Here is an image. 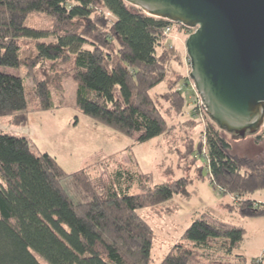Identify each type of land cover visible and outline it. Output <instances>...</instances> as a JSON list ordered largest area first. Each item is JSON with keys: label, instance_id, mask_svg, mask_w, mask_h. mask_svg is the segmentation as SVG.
I'll return each mask as SVG.
<instances>
[{"label": "trees", "instance_id": "1", "mask_svg": "<svg viewBox=\"0 0 264 264\" xmlns=\"http://www.w3.org/2000/svg\"><path fill=\"white\" fill-rule=\"evenodd\" d=\"M99 5L113 21L98 17ZM32 11L53 16L61 27L26 25ZM169 24L126 0H0V66L22 64L21 38L36 40L39 59L73 55L77 106L97 122L144 142L167 129L153 88L165 81L163 94L173 98L177 111L186 102L178 79L171 77L169 48L158 53ZM50 35L55 40H42ZM112 41L119 48L116 56L104 51ZM35 92L41 109L55 106L45 78L36 82ZM0 115H14L16 123L29 117L23 77L2 70ZM211 120L204 130L210 181L233 196L232 208L241 216L264 215V203L250 197L264 189V153H233L224 129ZM263 138L254 136L256 142ZM68 176H74L90 200L72 199L62 183ZM92 179L86 169L66 172L50 153L35 152L27 137L0 129V264H43L41 259L47 264H150L153 229L138 209L175 194L189 195L190 181L181 177L153 184L149 173L129 170L115 172L106 186ZM135 179L138 192L131 191ZM244 233L241 226L201 212L183 234L186 243L175 244L161 264H195V249L219 239L234 250Z\"/></svg>", "mask_w": 264, "mask_h": 264}, {"label": "rangeland", "instance_id": "2", "mask_svg": "<svg viewBox=\"0 0 264 264\" xmlns=\"http://www.w3.org/2000/svg\"><path fill=\"white\" fill-rule=\"evenodd\" d=\"M97 9L100 13L98 17L114 20L115 17L104 6L99 5ZM25 22L28 26L40 29L61 27L53 16L38 11L30 12ZM171 24L169 36L158 45V53L169 48L171 77L178 79L186 102L180 106L185 104L182 112L177 111V107L172 105L173 98L163 94L165 81L151 90L167 121V129L161 135L139 142L136 135L121 133L85 114L76 104L78 71L74 56L58 60L39 59L36 40L31 38L19 40L23 61L20 66H0L2 71L23 77L29 107L28 121L16 123L14 115H0V129L27 137L35 152L50 153L68 173L86 169L91 173L94 184L101 186H106L118 170L149 173L153 184L181 177L190 181L187 187L189 195L175 194L170 200L138 209L140 216L153 229L150 264H161L175 244L186 243L183 238L186 228L205 211L219 220L243 227L245 233L240 245L231 251L222 245L221 239L203 248H196L195 264H264V215L241 216L232 208L235 203L233 196L222 193L210 181L208 159L204 152L207 150L204 130L212 120L208 114H198L194 108L197 91L189 76L191 64L186 49V39L194 29L179 26L177 22ZM42 40L52 41L55 38L50 35ZM109 45L110 49L104 47V51L116 56L118 45L115 41ZM44 78L48 81L55 103L51 109L40 108L35 92L36 82ZM222 131L231 143L233 153L251 156L264 153V138L260 142L254 140L256 135L264 137L263 126L255 133L247 131L244 135L227 129ZM62 183L74 201L90 200L74 176H68ZM139 190V180L135 179L131 191ZM250 197L264 202V189L256 190ZM41 261L47 264L45 260Z\"/></svg>", "mask_w": 264, "mask_h": 264}, {"label": "water", "instance_id": "3", "mask_svg": "<svg viewBox=\"0 0 264 264\" xmlns=\"http://www.w3.org/2000/svg\"><path fill=\"white\" fill-rule=\"evenodd\" d=\"M194 30L190 78L209 116L244 135L264 123V0H126Z\"/></svg>", "mask_w": 264, "mask_h": 264}, {"label": "built area", "instance_id": "4", "mask_svg": "<svg viewBox=\"0 0 264 264\" xmlns=\"http://www.w3.org/2000/svg\"><path fill=\"white\" fill-rule=\"evenodd\" d=\"M172 24H169V25H167L166 27H165V33L166 34H169L170 33V31H171V29H172V26H171ZM196 89V88H195ZM197 91V90H196ZM196 96H195V104H194V108L196 109V110H198V114H208V112H207V109L203 106V103H202V100H201V96H200V94L198 93V92H196V94H195ZM209 115V114H208ZM263 128H264V123H263Z\"/></svg>", "mask_w": 264, "mask_h": 264}, {"label": "crops", "instance_id": "5", "mask_svg": "<svg viewBox=\"0 0 264 264\" xmlns=\"http://www.w3.org/2000/svg\"><path fill=\"white\" fill-rule=\"evenodd\" d=\"M244 154H246V153H244ZM258 202H261V203H264V202H262L261 200H257Z\"/></svg>", "mask_w": 264, "mask_h": 264}]
</instances>
